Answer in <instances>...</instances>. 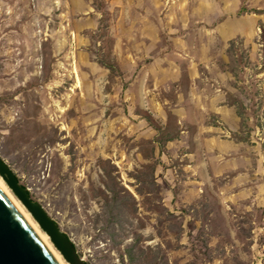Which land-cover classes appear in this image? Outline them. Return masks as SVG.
Here are the masks:
<instances>
[{
  "label": "rangeland",
  "instance_id": "obj_1",
  "mask_svg": "<svg viewBox=\"0 0 264 264\" xmlns=\"http://www.w3.org/2000/svg\"><path fill=\"white\" fill-rule=\"evenodd\" d=\"M124 1L0 0V157L88 264H128L135 235L137 264H264V19L237 20L264 0H205L204 20L199 0L186 16L158 2L177 12L153 24L175 35L239 27L227 41L193 30L180 80L136 65L148 0ZM112 188L126 221L114 237Z\"/></svg>",
  "mask_w": 264,
  "mask_h": 264
},
{
  "label": "water",
  "instance_id": "obj_2",
  "mask_svg": "<svg viewBox=\"0 0 264 264\" xmlns=\"http://www.w3.org/2000/svg\"><path fill=\"white\" fill-rule=\"evenodd\" d=\"M0 178L67 264H88L46 209L0 157ZM0 264H60L0 187Z\"/></svg>",
  "mask_w": 264,
  "mask_h": 264
},
{
  "label": "crops",
  "instance_id": "obj_3",
  "mask_svg": "<svg viewBox=\"0 0 264 264\" xmlns=\"http://www.w3.org/2000/svg\"><path fill=\"white\" fill-rule=\"evenodd\" d=\"M122 1V5L124 6L123 2L126 3L128 5L129 2L121 0ZM139 1L141 4L144 2L145 0H137ZM162 0H148L147 4H142L140 6H138V8L140 9H144V11L146 12V17H145V22H146V26L143 28L144 23H143V19L142 21L140 20L138 23H140L139 28L140 29V33H141V39L143 42L139 43V44H135L134 47L135 48H140V54L137 56H135L134 58L132 57V59H134V62L137 64H141L144 63V65L146 64L149 67H153V66H160L162 72H166L167 70V66H169V64H171V70L173 68V72L172 74H169L170 77L172 78L173 76V80H180L182 79L181 77V66L183 67V65H187V61H186V55H185V49L188 45H190V35L193 34V30L194 29H190L188 28V26H183V28L175 35L173 32L168 30V27H164L163 29H160V27H157L153 24V20H152V16H154V13H161V15L163 16H168V18H174V12H177L176 10H173L172 14L169 13L168 9H167V5L166 3H162V5H159L158 2H160ZM188 1L191 0H179V2H173L171 3V5L176 6V3H179L180 8H178L180 10V12L183 14V16H186V14L188 13V11L186 10V7L188 6ZM233 1V5L231 8L232 11H236V9L239 6V0H231ZM244 1V0H242ZM249 1V0H247ZM200 2V7L196 8L194 6V8L191 9V12H194V15L196 17H198V19L204 20L203 17H206V14H202L201 11V7L203 2L207 3V5L211 6V1L206 2L205 0H199ZM235 2V3H234ZM190 3V2H189ZM205 5V4H204ZM190 6V5H189ZM226 7V6H225ZM229 5H227V7L225 8V10H229ZM189 9V8H188ZM222 9V8H221ZM210 14L211 17H215L216 13L212 12L213 9H210ZM224 9H222V11H225ZM3 13L5 14V16H10L9 12L7 11H3ZM42 13V12H41ZM63 14L66 15V11L62 12ZM70 13V12H69ZM185 13V14H184ZM34 15H38L37 13H35ZM204 15V16H203ZM220 15V14H219ZM4 16V17H5ZM50 17L52 18V15H50ZM151 20H149V18ZM231 17L226 16L222 22H219V24H217L215 27L213 25H209L207 26L208 28L205 29V31H201L204 30L202 28L198 29V32L194 30V33H196L198 35V37H200L202 34L207 36H214V34H218V36L222 35L223 33L227 36H221L222 40L227 41L230 40L232 37H234V35L238 34L239 31V27H233L231 26V29L229 30L226 24L228 23V21H230ZM247 19H256L257 21L259 20H263L264 19V14H260V15H254V14H244L242 16H239L237 18V20H247ZM120 20V19H119ZM121 20H124L121 18ZM134 22V21H133ZM51 24V22H50ZM126 24L130 25V22L126 21ZM263 24V23H262ZM132 25V24H131ZM142 26V27H141ZM49 29V32L52 31L51 26L47 27ZM170 28V27H169ZM37 28H35L36 32H39L41 30H36ZM40 29V28H39ZM186 31V34H185ZM255 32H260L259 26L255 27L254 29ZM48 32V33H49ZM204 32V33H203ZM243 32V31H241ZM184 34V37H180L178 35H182ZM197 55L196 57H194L192 60H190L188 62L189 65V70H188V78L189 80H194L196 77V67L199 66L200 64H203L205 62V58L203 57L202 53L203 51H206V46L204 44H200L197 46ZM172 58V60H171ZM197 58V59H196ZM186 62V63H185ZM132 63V62H131ZM159 67V70H160ZM151 73V72H150ZM168 76V75H167ZM168 76L167 80H171ZM154 80V79H153ZM173 80H171L173 82ZM196 97L198 98V96L196 95Z\"/></svg>",
  "mask_w": 264,
  "mask_h": 264
},
{
  "label": "trees",
  "instance_id": "obj_4",
  "mask_svg": "<svg viewBox=\"0 0 264 264\" xmlns=\"http://www.w3.org/2000/svg\"><path fill=\"white\" fill-rule=\"evenodd\" d=\"M10 167V166H9ZM18 181L21 183L20 179L17 177ZM22 186H24L21 183ZM25 187V186H24ZM113 193L110 197V200L105 204V210L104 214L107 215L106 223L101 228L106 229L112 237L115 236L116 227L117 229L123 230L124 226L123 223L126 221L123 219L125 212L121 207V201L119 200V194L116 189L111 190ZM30 197L31 194L29 193ZM32 198V197H31ZM130 198L132 196L130 195ZM135 239L131 240L130 243H126L124 253L127 257L128 264H137L139 260L138 255L144 254V251L142 249L139 250L137 253L134 249V245H136L139 242V239L137 235H135ZM118 244L120 242H117Z\"/></svg>",
  "mask_w": 264,
  "mask_h": 264
},
{
  "label": "bare ground",
  "instance_id": "obj_5",
  "mask_svg": "<svg viewBox=\"0 0 264 264\" xmlns=\"http://www.w3.org/2000/svg\"><path fill=\"white\" fill-rule=\"evenodd\" d=\"M0 187L5 192V194L8 196V198L11 200V202L16 207V209L19 211V213H21L23 216L26 217L30 227L34 230V232L43 241V243L46 245V247L50 250V252L53 254V256L57 259V261L60 264H67L63 260L61 255L55 250V248L52 247L51 243L49 242L48 237L42 231H40L38 225L31 218L30 214L24 209V207L20 204V202L13 197V194H11L8 187L5 185V183L3 182V180L1 178H0Z\"/></svg>",
  "mask_w": 264,
  "mask_h": 264
}]
</instances>
